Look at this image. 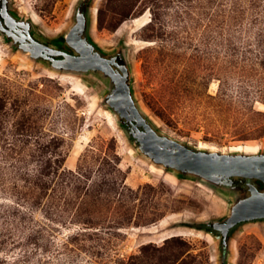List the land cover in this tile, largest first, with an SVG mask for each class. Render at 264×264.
Wrapping results in <instances>:
<instances>
[{"label": "rangeland", "instance_id": "rangeland-1", "mask_svg": "<svg viewBox=\"0 0 264 264\" xmlns=\"http://www.w3.org/2000/svg\"><path fill=\"white\" fill-rule=\"evenodd\" d=\"M8 1L41 42L70 52L65 35L85 4L88 35L123 53L159 132L191 147L264 151V0ZM112 88L103 72L55 69L0 31L2 131L16 134L28 115L36 132L25 149L39 140L86 173L55 192L75 201L63 216L9 208L19 200L0 193V264H264V218L237 225L224 254L220 232L194 224L227 217L234 195L141 152L106 103ZM234 185L249 195L244 178Z\"/></svg>", "mask_w": 264, "mask_h": 264}, {"label": "water", "instance_id": "water-1", "mask_svg": "<svg viewBox=\"0 0 264 264\" xmlns=\"http://www.w3.org/2000/svg\"><path fill=\"white\" fill-rule=\"evenodd\" d=\"M6 1V0H5ZM88 12L79 7L76 22L65 35L67 44L73 48L70 52L50 46L34 38L29 30L24 36L28 42L20 49L38 60L52 55L51 66L55 69L90 72L101 71L114 83L115 88L108 94L106 103L116 115L121 114L126 120L138 121L133 127H125L133 137L138 148L155 163L176 170L179 173L199 177L215 187L234 195L235 201L227 217L208 222L212 232L228 245L231 230L244 221L264 218V186L260 188L252 179H258L264 185V151L260 152H220L218 150L191 147L172 137L159 132L140 110L130 83V70L127 62L119 64L115 58L106 57L88 35ZM62 58L55 59V56ZM119 64L121 69H116ZM120 122L123 121L120 119ZM236 177L245 178L249 195L241 198L235 188Z\"/></svg>", "mask_w": 264, "mask_h": 264}, {"label": "trees", "instance_id": "trees-1", "mask_svg": "<svg viewBox=\"0 0 264 264\" xmlns=\"http://www.w3.org/2000/svg\"><path fill=\"white\" fill-rule=\"evenodd\" d=\"M2 109L3 106H0V110ZM19 123V130L21 131L18 132V130L15 132L16 134L8 135L2 131L5 125L4 120L0 117V193H8L19 200L18 203L8 204L9 208L24 213L29 208L22 207L23 203L31 207H49L47 213L50 212L49 210H53L51 213L63 216L60 212L61 208L64 206L63 210L65 211L67 210L66 206L72 205L75 201L72 198L64 199L56 195L55 192L68 186L70 182L72 184L73 177V179H80L86 173L64 168V153L58 150L50 152L46 149L49 144L42 146L39 140H37L40 144L39 149H25L24 145L30 142L31 136L36 132L34 131L36 127L31 123L30 116H25V114L24 119ZM122 124L127 127L123 122ZM254 182L263 188L264 185L261 180L256 179ZM75 187L80 186L75 185ZM50 189L54 191L52 197H49L51 195L48 193ZM89 189V185H87L85 194H89ZM14 204L16 205L13 206ZM194 226L212 231L210 223L203 222L194 224ZM235 227L231 230L230 236ZM216 233H218L217 230ZM226 251L227 246L224 245V254ZM223 264H225V259H223Z\"/></svg>", "mask_w": 264, "mask_h": 264}, {"label": "flooded vegetation", "instance_id": "flooded-vegetation-1", "mask_svg": "<svg viewBox=\"0 0 264 264\" xmlns=\"http://www.w3.org/2000/svg\"><path fill=\"white\" fill-rule=\"evenodd\" d=\"M80 8L82 9V12H85V9H86L85 4L81 5ZM28 22L30 23L29 30H30L32 36L34 38H36L38 41H41L34 35V33L32 31V23L30 21H28ZM27 28H28L27 27V20L20 18L11 9L9 1L8 0H6V1L0 0V31L3 34H5L6 39L13 42L16 46L20 47L22 44H25L28 42V39L24 38V36L28 34ZM58 45H59V48H61L62 42H58ZM100 51L106 57L115 58L119 64L126 62V60L123 56V53L120 51H116L112 54H107V53L103 52L102 50H100ZM62 57H63L62 55H58V56H55L54 58L57 59V58H62ZM39 60H43V61H46L48 63L53 62L52 55H49V57L44 58V59L42 57H40ZM119 64L115 65L116 69H121ZM114 88H115V85L113 83L112 89H114ZM119 117L123 121V123L128 127V129H130L131 127H133L135 124L138 123V121L136 119H133L132 121L126 120V118L121 116L120 113H119ZM252 181L254 182L253 179H252ZM246 185H247V180H246ZM217 232L219 233L220 231L217 230Z\"/></svg>", "mask_w": 264, "mask_h": 264}, {"label": "bare ground", "instance_id": "bare-ground-1", "mask_svg": "<svg viewBox=\"0 0 264 264\" xmlns=\"http://www.w3.org/2000/svg\"><path fill=\"white\" fill-rule=\"evenodd\" d=\"M149 21H150V19H149L148 17H144V18L141 20L140 27H142V26L148 24ZM213 85H214V86H217V83L214 82ZM225 146H226V145H225ZM223 152H224V151H223Z\"/></svg>", "mask_w": 264, "mask_h": 264}]
</instances>
